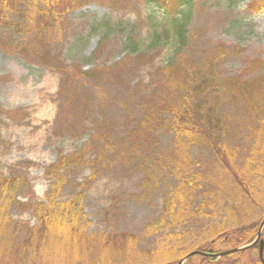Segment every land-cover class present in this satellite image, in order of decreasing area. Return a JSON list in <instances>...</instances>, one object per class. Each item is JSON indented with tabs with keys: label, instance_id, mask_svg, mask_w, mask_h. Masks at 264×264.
I'll list each match as a JSON object with an SVG mask.
<instances>
[{
	"label": "rangeland",
	"instance_id": "374dc122",
	"mask_svg": "<svg viewBox=\"0 0 264 264\" xmlns=\"http://www.w3.org/2000/svg\"><path fill=\"white\" fill-rule=\"evenodd\" d=\"M64 1L80 2L84 7L70 13L65 20L66 33H58L48 50H31L30 46L22 50L14 34L0 24V76H3L0 174L25 176L27 185H23L17 199L35 203L46 198L51 183L48 173L53 172V165L62 155L81 150L89 139L87 151L94 157L110 149L104 154L103 163H97V179L85 191V231L109 235V256L120 260L127 252L122 249L127 248L124 234L142 238L139 243L142 249L155 248L165 239L168 230L144 237L146 226L163 213L165 192L176 184V177L163 166L202 162L200 169L217 178L215 169L227 161L224 143H217L210 129L216 120L213 113L218 110L222 125L232 133L226 139L229 149L239 148L240 155H244L255 140L252 129L264 120V97L255 109L243 98L236 100L227 94L223 99L213 98L211 117L201 118L199 112L192 111L194 119L201 120L198 133L211 132L212 137L197 136L195 143L179 141L177 132L156 125L159 119L171 117L170 102L181 101L175 79L180 77L181 70H176L171 79L165 66L177 40L161 38L155 49L146 48L154 30L162 31L160 14L152 13L145 0ZM193 1L189 42L180 58L182 68H203L218 58L216 69L222 78L235 76L252 81L264 77V9L251 11L254 0ZM106 18L121 30L105 39L101 51L94 54L101 36L99 33L88 39L84 36L92 31L94 20ZM125 30L145 42L139 54L129 55L126 51ZM81 36L84 40L80 42ZM145 171L155 173L154 178L147 180ZM91 172L90 167L68 171L61 200L78 192L76 185L84 182ZM213 187L214 183L208 185L210 190ZM185 196L184 191L179 192L178 202H184ZM202 197L198 191V203ZM19 205L14 202L9 208L13 223L8 224L11 233L16 228L17 247L25 243V236L38 225L31 208L23 209ZM236 210L241 213L243 208ZM263 216L264 204L254 210L253 221L263 220ZM184 225L177 223L169 231L182 230ZM75 241L69 236L60 242L53 240L38 261L23 260L17 251L11 252L17 253L14 255L5 254L2 245L0 264H54L69 258L74 260L79 256L76 250L79 242L76 241L75 247ZM0 242L3 244V233ZM66 245L71 248H65ZM97 248L91 247L94 255ZM127 249L132 252L131 248ZM199 262L194 257L184 264Z\"/></svg>",
	"mask_w": 264,
	"mask_h": 264
},
{
	"label": "trees",
	"instance_id": "16d2710c",
	"mask_svg": "<svg viewBox=\"0 0 264 264\" xmlns=\"http://www.w3.org/2000/svg\"><path fill=\"white\" fill-rule=\"evenodd\" d=\"M152 13L158 12L161 16V32L154 30V37L146 48H156L160 39L166 41L174 37L177 41L176 49L171 58L165 62L166 73L169 78H174L176 70H181L180 77H175L181 92L180 102H170V118L158 120V126L167 131L177 132L179 141L184 139L189 143H195L197 136L211 138L212 133L205 131L198 133L197 125L201 120H195L192 111L199 112L201 118L213 113L211 100L223 99L224 94L230 98L245 99L253 109L258 106L264 97V77H257L252 81L240 77H221V72L216 69L219 59L210 60L209 66L186 70L180 58L189 42V21L192 17L193 0H145ZM80 2H65L64 0H0V24L7 31L14 34L15 41L19 42L22 50L30 46L31 50L43 48L48 50L54 42L55 36L67 30L66 18L74 10L82 9ZM264 9V0H254L253 9L257 12ZM92 30L84 36V39L99 33L101 36L94 50L96 54L101 51L105 39H109L121 28L113 24L108 18L99 22L93 21ZM125 34V48L129 55L139 54L144 41L136 39L134 34ZM83 36L78 41L81 42ZM77 41V40H76ZM163 47V46H160ZM93 54V55H94ZM207 69V70H206ZM3 76H0V81ZM195 102L196 105H192ZM216 120L210 128L215 133L217 143H224L223 150L226 154L224 165L215 169L217 178H211L202 169V162L184 165L163 166L164 170H170V174L176 177V184L164 194L165 204L163 213L145 228V236L159 234L163 230L165 239L152 249H142L139 243L142 238L133 234H124L127 248L125 257L120 260H112L110 252V236L106 234L92 235L85 231L84 197L90 182L98 177V162L104 160V154L110 150H104L100 155L92 156L87 151L90 139L85 147L68 155H62L53 165V172L48 173L50 188L46 192V198L35 203L19 202L17 199L23 185H27L25 176L18 173L6 176L0 174V234L3 233V245L5 254L17 251L23 258L42 260V254L52 246V241L60 242L69 236L79 242L76 249L78 258L66 261H57L54 264H180L186 255L200 251L203 254L193 255L191 261L198 257L199 264H264L260 255V245L234 252L217 258L215 255L228 249L244 246L251 243L258 234L262 220L254 222V210L260 209L264 204V120L252 129L255 134L253 146L246 148V154L240 155L241 150L229 149L227 137L231 138V132L222 124V118H218V110L215 111ZM211 117V116H210ZM260 134L256 138V135ZM230 135V136H227ZM249 137V136H248ZM252 138L249 137V140ZM242 154V153H241ZM129 160H132L129 158ZM220 159L221 161H224ZM90 167V176L76 186L79 187L72 197L61 200L62 187L68 182L67 172L72 169ZM209 169V167L207 168ZM206 170V169H205ZM210 170V169H209ZM145 171V177L154 178ZM214 183L210 190L208 185ZM205 184L207 187L205 188ZM231 187L230 191H226ZM184 191V202H178L179 192ZM201 191L202 199L197 202V192ZM22 192V190H21ZM207 194V195H206ZM175 195V196H174ZM211 195L212 197H207ZM14 202L19 203V208L30 209L35 213L38 225L33 227L31 233L25 236V243L15 246L14 231L11 233L9 223H13L9 214ZM194 202L196 205L194 206ZM217 205V206H216ZM236 207H242L238 213ZM264 218V216H263ZM260 221V222H259ZM184 225L181 230L169 231L175 224ZM175 228V227H174ZM109 237V239H108ZM264 237V230L263 235ZM75 241V247L78 245ZM85 246L82 248L81 246ZM130 244V245H129ZM97 247V259L91 247ZM65 248H71L66 245ZM89 252V253H88ZM87 254L80 257V254ZM31 256V257H29Z\"/></svg>",
	"mask_w": 264,
	"mask_h": 264
},
{
	"label": "water",
	"instance_id": "95a60500",
	"mask_svg": "<svg viewBox=\"0 0 264 264\" xmlns=\"http://www.w3.org/2000/svg\"><path fill=\"white\" fill-rule=\"evenodd\" d=\"M263 230H264V219H263V221L260 224L257 237H256V239L252 243L247 244V245H244V246L236 247V248H233V249L225 250L223 252H220V253L216 254L215 256L217 258H222V256L229 255V254H232L234 252H238V251L245 250L247 248H250V247L254 246L257 243H260V255H261V257H263V253H264V241L261 238L262 233H263ZM200 253L201 252H199V251H194V252L190 253L183 261H181L180 264H184V261L187 260L188 258H190L192 255L200 254Z\"/></svg>",
	"mask_w": 264,
	"mask_h": 264
}]
</instances>
